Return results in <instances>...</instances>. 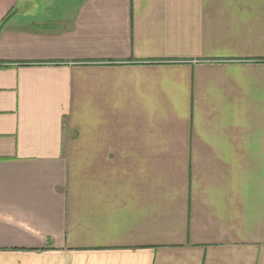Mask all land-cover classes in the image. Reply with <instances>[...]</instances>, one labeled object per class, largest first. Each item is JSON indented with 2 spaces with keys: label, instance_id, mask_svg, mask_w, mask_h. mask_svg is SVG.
Segmentation results:
<instances>
[{
  "label": "crops",
  "instance_id": "0c3cea01",
  "mask_svg": "<svg viewBox=\"0 0 264 264\" xmlns=\"http://www.w3.org/2000/svg\"><path fill=\"white\" fill-rule=\"evenodd\" d=\"M0 264H264V0H0Z\"/></svg>",
  "mask_w": 264,
  "mask_h": 264
}]
</instances>
